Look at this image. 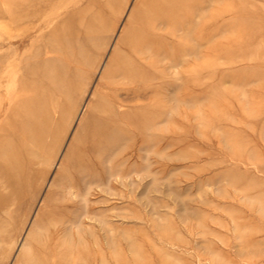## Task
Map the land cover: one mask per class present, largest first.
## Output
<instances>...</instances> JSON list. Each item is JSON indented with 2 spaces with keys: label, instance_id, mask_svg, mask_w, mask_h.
I'll return each mask as SVG.
<instances>
[{
  "label": "rangeland",
  "instance_id": "rangeland-1",
  "mask_svg": "<svg viewBox=\"0 0 264 264\" xmlns=\"http://www.w3.org/2000/svg\"><path fill=\"white\" fill-rule=\"evenodd\" d=\"M162 3L0 0V264H264V0Z\"/></svg>",
  "mask_w": 264,
  "mask_h": 264
},
{
  "label": "bare ground",
  "instance_id": "bare-ground-1",
  "mask_svg": "<svg viewBox=\"0 0 264 264\" xmlns=\"http://www.w3.org/2000/svg\"><path fill=\"white\" fill-rule=\"evenodd\" d=\"M176 1H179V0H167V1H164L163 0V3L162 4H159L158 6H156V8L155 9H153V11H155V12H157V11H161V10H169V9H174V7H175V3H176ZM183 7V6H182ZM154 12V13H155ZM220 12H222V11H220ZM219 12V13H220ZM161 13V12H160ZM221 14V13H220ZM19 82V81H18ZM21 82H19V84H20ZM26 83V85L28 84V82H25ZM20 86V85H19ZM21 87H22V85H21ZM20 88V87H19ZM23 91V90H22ZM24 93V92H23ZM21 95V94H20ZM16 97V96H15ZM21 98V97H20ZM26 100V99H25ZM28 101H30V100H28ZM27 101V102H28ZM14 103H15V101H14ZM12 104V107H11V109H13L14 107H15V104ZM32 103H27V105H31ZM22 105V104H21ZM24 105H26L25 103H24ZM19 106V105H18ZM17 106V107H18ZM28 106V107H29ZM24 107V106H23ZM31 107V106H30ZM16 108V107H15ZM19 108V107H18ZM27 108V107H26ZM36 122V121H35ZM29 124V123H28ZM34 127V124L32 125V128ZM31 127H30V129H32ZM1 129H3V126H0V130ZM4 131H3V133H0V141L1 140H4L5 139V137H11V136H15L16 134H17V132H18V129L17 128H15V127H6V129H3ZM21 130L23 131V128L21 127ZM5 141V140H4ZM1 144V143H0ZM2 145V144H1ZM2 146H4V145H2ZM1 146V147H2ZM13 147H14V145H13ZM5 149V148H4ZM18 149V148H17ZM13 151V150H12ZM24 151V150H23ZM11 157V156H10ZM15 157H17V156H15ZM19 158V157H18ZM7 160V159H6ZM9 160V159H8ZM4 161V160H3ZM3 161H1V162H3ZM20 161H19V159H18V163H19ZM5 163V162H4ZM10 163V162H9ZM17 163V164H18ZM2 165H3V163H1ZM6 165V164H5ZM4 165V166H5ZM15 164H13V166H14ZM3 166V167H4ZM1 167V166H0ZM6 168H7V166H5ZM15 167V166H14ZM13 168V167H12Z\"/></svg>",
  "mask_w": 264,
  "mask_h": 264
}]
</instances>
